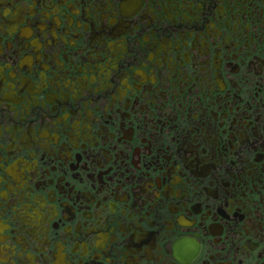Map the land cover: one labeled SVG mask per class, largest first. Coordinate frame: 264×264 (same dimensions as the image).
I'll return each mask as SVG.
<instances>
[{
	"label": "flooded vegetation",
	"instance_id": "af4514ba",
	"mask_svg": "<svg viewBox=\"0 0 264 264\" xmlns=\"http://www.w3.org/2000/svg\"><path fill=\"white\" fill-rule=\"evenodd\" d=\"M0 264H264V0H0Z\"/></svg>",
	"mask_w": 264,
	"mask_h": 264
}]
</instances>
